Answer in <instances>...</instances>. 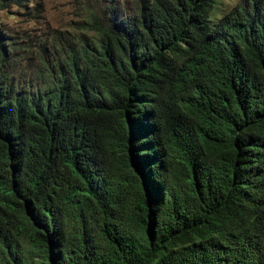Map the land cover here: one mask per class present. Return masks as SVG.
<instances>
[{
	"label": "trees",
	"instance_id": "16d2710c",
	"mask_svg": "<svg viewBox=\"0 0 264 264\" xmlns=\"http://www.w3.org/2000/svg\"><path fill=\"white\" fill-rule=\"evenodd\" d=\"M217 4L99 5L33 76L0 31V264H264V0Z\"/></svg>",
	"mask_w": 264,
	"mask_h": 264
},
{
	"label": "rangeland",
	"instance_id": "374dc122",
	"mask_svg": "<svg viewBox=\"0 0 264 264\" xmlns=\"http://www.w3.org/2000/svg\"><path fill=\"white\" fill-rule=\"evenodd\" d=\"M239 1L218 0L216 12L222 15ZM107 2L129 10L132 0H25L23 6L9 4L0 10L2 42L11 51L16 75L24 69L33 76L42 64L52 65L62 58L61 47L72 43L74 37L92 35L85 24L89 12ZM28 66L31 69H26Z\"/></svg>",
	"mask_w": 264,
	"mask_h": 264
}]
</instances>
